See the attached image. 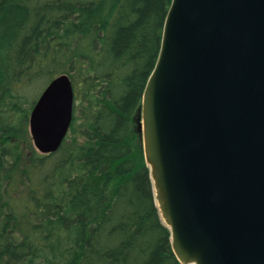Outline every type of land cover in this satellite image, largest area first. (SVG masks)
Instances as JSON below:
<instances>
[{"label": "trees", "instance_id": "16d2710c", "mask_svg": "<svg viewBox=\"0 0 264 264\" xmlns=\"http://www.w3.org/2000/svg\"><path fill=\"white\" fill-rule=\"evenodd\" d=\"M170 3L0 0V264H181L136 121ZM62 74L72 121L42 155L29 113Z\"/></svg>", "mask_w": 264, "mask_h": 264}, {"label": "water", "instance_id": "95a60500", "mask_svg": "<svg viewBox=\"0 0 264 264\" xmlns=\"http://www.w3.org/2000/svg\"><path fill=\"white\" fill-rule=\"evenodd\" d=\"M70 78L35 100L36 151L62 145ZM154 200L181 264H264V0H171L137 116Z\"/></svg>", "mask_w": 264, "mask_h": 264}, {"label": "rangeland", "instance_id": "374dc122", "mask_svg": "<svg viewBox=\"0 0 264 264\" xmlns=\"http://www.w3.org/2000/svg\"><path fill=\"white\" fill-rule=\"evenodd\" d=\"M33 97L35 98L36 95L34 94ZM28 135H29V137H30L29 130H28ZM30 140H31V137H30ZM31 144H32V146H33L32 140H31ZM33 148H34V146H33ZM34 149H35V148H34ZM35 150H36V149H35Z\"/></svg>", "mask_w": 264, "mask_h": 264}]
</instances>
